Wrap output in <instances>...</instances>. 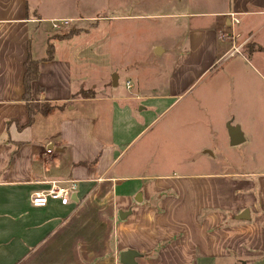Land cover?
Masks as SVG:
<instances>
[{
	"label": "crops",
	"instance_id": "0c3cea01",
	"mask_svg": "<svg viewBox=\"0 0 264 264\" xmlns=\"http://www.w3.org/2000/svg\"><path fill=\"white\" fill-rule=\"evenodd\" d=\"M76 1L62 11L58 0H0V264H124L125 250L137 264H264V170H119L124 140L151 127L161 104L189 100L171 117L173 152L182 142L212 163L264 160V53L243 52L249 40L264 46V0H202L213 10L182 14L153 12L156 0H98L89 14ZM63 18L70 28L53 31L50 21ZM159 33L166 41L144 48L170 62L126 71L137 65L125 57L141 50V34ZM27 57L39 61L29 100ZM127 72L134 91L111 92ZM146 72L165 76L164 89ZM28 104L52 107L31 113ZM227 124L242 131L236 145ZM54 179L77 181L76 199L33 207L31 195ZM244 210L249 218H238Z\"/></svg>",
	"mask_w": 264,
	"mask_h": 264
},
{
	"label": "rangeland",
	"instance_id": "374dc122",
	"mask_svg": "<svg viewBox=\"0 0 264 264\" xmlns=\"http://www.w3.org/2000/svg\"><path fill=\"white\" fill-rule=\"evenodd\" d=\"M53 3L56 5L57 0H52ZM158 3L155 4V6L152 8L153 12L158 13H186V12H193V11H201V10H213V6L206 5L202 0H166V3H163L162 0H156ZM77 2V8L78 5L82 7L83 10H87L89 14L94 13V9L96 6L100 3H98V0H81V3H79V0ZM169 2V3H168ZM58 6L60 10H65V0H58ZM140 11V10H139ZM160 21V20H155ZM155 26V23H154ZM142 32V31H141ZM156 35V34H155ZM162 33H159L158 35L154 36L151 41L145 40L142 37L141 34V50L140 51H132V48H129L128 54H126L125 60L127 61H136V66H128L126 68V71H129L130 69H137L142 67L143 71L147 70V68H153V70H157V68L165 67L170 61L167 60V58L164 57H154L149 56L147 54L148 50L144 48L145 45L150 46V44L154 40H159V42L164 43L166 40L162 37ZM260 37V35H259ZM175 41H180V34H178L175 38ZM178 47V46H177ZM176 47V48H177ZM135 55V56H133ZM114 59V58H113ZM117 61L119 62V58ZM138 61L141 62V64H138ZM134 65V64H132ZM155 68V69H154ZM125 75L124 73H121L119 75V81L118 85L115 87H111V92L113 91L114 94L119 96H127L130 92L134 91V89L125 87V81L126 77L133 75L132 74ZM143 80H150V79H156L159 81V88L164 89V82H165V76L162 74H158L155 78L154 75L152 76L151 73H143L140 76ZM152 77V78H151ZM139 79V78H138ZM131 80V79H129ZM132 86L134 87V82H132ZM132 90V91H131ZM186 104L182 103L177 108H171V105L168 104V102H165L161 104L160 111L161 114L158 116L156 121L152 124L151 127H147L146 129H143L141 133H137V131L133 132L134 134H130L125 140L123 145V153H122V162H121V168L119 170H123L124 167L127 165H130L129 173L131 174H138V175H145V174H157V175H176V174H183V173H206L208 171H237L239 170H252L253 168L264 170V160L261 162H241V163H231L228 162L226 159L219 160L215 159L213 160V163L211 159L208 157L210 155L209 152H207L206 155H202L200 153L199 148L192 150L188 149L189 146L192 143H189V146H187L186 143H179L178 146L180 147L177 151L173 152L172 142H171V132H170V122L172 115H176L177 112H181L185 109H188L189 105H193V101L189 100V102H185ZM136 104H139V106H145L149 105V103L143 102H136ZM145 104V105H144ZM150 106V105H149ZM227 108V104L225 106ZM173 113V114H172ZM153 117H156L158 112H152L149 113ZM147 115H144L146 117ZM184 120V119H183ZM149 120L143 118L142 122L140 121V124H145ZM139 124V125H140ZM209 128L206 126L207 129L211 130V135L213 136L214 133L212 130V125H208ZM228 127V124L226 125ZM142 130V129H141ZM137 133V134H136ZM134 135V136H133ZM199 139V138H198ZM207 140V139H206ZM201 143V142H200ZM198 143V144H200ZM215 143L214 145L221 146L219 143H216L212 141L211 144ZM214 151L216 149H213ZM203 150L202 152H204ZM218 151V150H216ZM196 154L197 156V164H191L190 166L182 165V158L183 155H191V153ZM223 159V157H222ZM264 159V158H263ZM125 163V164H124ZM128 169V167H126ZM208 264H227V262L223 261H209Z\"/></svg>",
	"mask_w": 264,
	"mask_h": 264
},
{
	"label": "built area",
	"instance_id": "2783aa9c",
	"mask_svg": "<svg viewBox=\"0 0 264 264\" xmlns=\"http://www.w3.org/2000/svg\"><path fill=\"white\" fill-rule=\"evenodd\" d=\"M234 22L238 23V19L233 17ZM72 20L69 18L52 19L50 21V27L53 31L64 32L71 26ZM126 87L130 88V81L126 82ZM48 154H51L50 149L46 150ZM48 188L39 190L31 195V204L33 207H44L49 200H58L61 204H68L71 200V194H73L77 188V181L75 180H53L49 181Z\"/></svg>",
	"mask_w": 264,
	"mask_h": 264
},
{
	"label": "trees",
	"instance_id": "16d2710c",
	"mask_svg": "<svg viewBox=\"0 0 264 264\" xmlns=\"http://www.w3.org/2000/svg\"><path fill=\"white\" fill-rule=\"evenodd\" d=\"M252 51H261L264 53V46H259L256 44V42L249 40L243 48V52L245 53H251ZM38 60H33L30 57H27V60L25 61L24 64V73H23V84H24V99L29 100L30 98V86L31 83L38 78ZM85 94V93H84ZM29 110L32 113L35 108H39L43 113H46L51 109L52 106L49 105H33V104H28ZM35 111V110H34Z\"/></svg>",
	"mask_w": 264,
	"mask_h": 264
},
{
	"label": "water",
	"instance_id": "95a60500",
	"mask_svg": "<svg viewBox=\"0 0 264 264\" xmlns=\"http://www.w3.org/2000/svg\"><path fill=\"white\" fill-rule=\"evenodd\" d=\"M116 81H117V77L116 75H114L112 78V83L116 84ZM227 129L229 130L232 145H236V143L240 142L243 139L242 131L239 129L237 125L232 126V127L228 125ZM71 196H72V199H76V196L74 194H71ZM137 198L136 200L140 201V194H139V197ZM127 215H129V212H123V211L119 212V217L121 219L125 218ZM237 217L240 219L249 218L248 210H244ZM119 256H120V261L124 264H137L135 261V258L138 255L134 250L121 251Z\"/></svg>",
	"mask_w": 264,
	"mask_h": 264
}]
</instances>
